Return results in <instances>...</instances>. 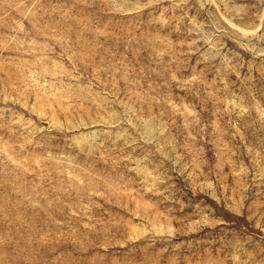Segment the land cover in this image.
<instances>
[{"label": "rangeland", "instance_id": "obj_1", "mask_svg": "<svg viewBox=\"0 0 264 264\" xmlns=\"http://www.w3.org/2000/svg\"><path fill=\"white\" fill-rule=\"evenodd\" d=\"M0 264H264V0H0Z\"/></svg>", "mask_w": 264, "mask_h": 264}]
</instances>
